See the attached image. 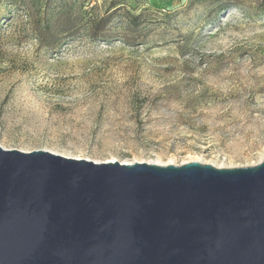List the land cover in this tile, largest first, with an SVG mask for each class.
<instances>
[{
	"label": "rangeland",
	"instance_id": "rangeland-1",
	"mask_svg": "<svg viewBox=\"0 0 264 264\" xmlns=\"http://www.w3.org/2000/svg\"><path fill=\"white\" fill-rule=\"evenodd\" d=\"M0 147L257 164L264 0H0Z\"/></svg>",
	"mask_w": 264,
	"mask_h": 264
},
{
	"label": "water",
	"instance_id": "water-1",
	"mask_svg": "<svg viewBox=\"0 0 264 264\" xmlns=\"http://www.w3.org/2000/svg\"><path fill=\"white\" fill-rule=\"evenodd\" d=\"M0 264H264V157L96 164L0 147Z\"/></svg>",
	"mask_w": 264,
	"mask_h": 264
},
{
	"label": "bare ground",
	"instance_id": "bare-ground-1",
	"mask_svg": "<svg viewBox=\"0 0 264 264\" xmlns=\"http://www.w3.org/2000/svg\"><path fill=\"white\" fill-rule=\"evenodd\" d=\"M263 157H264V155H261L257 163H259V162L263 159ZM76 160H81V159H76ZM83 160H84V159H83ZM87 161H88V160H87ZM91 162H92V161H91ZM113 162H116L115 159H111V160H107V161H103V162L93 161V163H96V164H101V163H113ZM188 162H198V163H201V164H205V162H202V161H200V160H198V159H192V160H190V161H188ZM133 163H141V162H132V163L120 162V164H126V165H130V164H133ZM147 163H148V162H147ZM184 163H187V162H184ZM184 163H182V164H184ZM149 164H155V165H159V166H167V165H171V164H172V165H176V164L173 163V162L162 163V162H160V161L152 162V163H149ZM215 167H217V168H223L222 166H215ZM226 168H228V167H226ZM230 168H232V167H230Z\"/></svg>",
	"mask_w": 264,
	"mask_h": 264
},
{
	"label": "trees",
	"instance_id": "trees-1",
	"mask_svg": "<svg viewBox=\"0 0 264 264\" xmlns=\"http://www.w3.org/2000/svg\"><path fill=\"white\" fill-rule=\"evenodd\" d=\"M106 24H107V18L101 19L97 22V24L95 26H93L94 24L92 26L90 25L91 31L94 32L96 28L98 29V31H101L99 28L102 27L104 29ZM43 33H44V30H42L40 32V35ZM40 41H41V39H40Z\"/></svg>",
	"mask_w": 264,
	"mask_h": 264
}]
</instances>
